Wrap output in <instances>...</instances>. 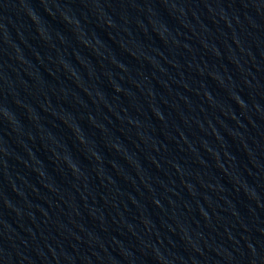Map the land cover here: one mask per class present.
I'll list each match as a JSON object with an SVG mask.
<instances>
[{"label": "water", "instance_id": "95a60500", "mask_svg": "<svg viewBox=\"0 0 264 264\" xmlns=\"http://www.w3.org/2000/svg\"><path fill=\"white\" fill-rule=\"evenodd\" d=\"M0 264H264V0H0Z\"/></svg>", "mask_w": 264, "mask_h": 264}]
</instances>
